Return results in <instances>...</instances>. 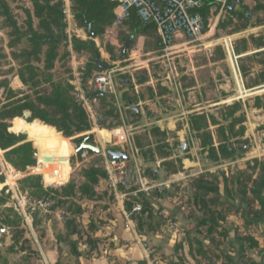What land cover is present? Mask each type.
I'll return each mask as SVG.
<instances>
[{"label": "rangeland", "instance_id": "374dc122", "mask_svg": "<svg viewBox=\"0 0 264 264\" xmlns=\"http://www.w3.org/2000/svg\"><path fill=\"white\" fill-rule=\"evenodd\" d=\"M216 1L220 6L211 7L207 17V26L217 24L212 37L223 38L252 22L264 21V0H240L238 4L236 0ZM258 4L262 8L256 9ZM231 5H235L236 15L228 11ZM70 6L73 12L72 1ZM32 7L31 0H0V122L13 124L28 141L33 140L28 133L32 132L39 141V146L35 141L34 144L42 157L35 166L20 172L8 161V149H0V176L3 177L0 183V264H80L78 255L90 253L81 247L83 243L94 250L93 258L104 255L105 249L113 246L107 242L108 237L92 236L95 229L101 230L107 223L103 220L107 204L117 202L109 192L111 188L101 179L104 189L99 190L98 200L79 199L80 190L91 187L85 172L99 167L109 148L128 153L132 165L150 181L154 180L153 183H165L160 190L153 188L149 193L146 211L150 215L130 213L133 221L126 227L142 236L146 256L128 264H264V205L259 204L251 192L260 165L264 166V156L256 159L257 163L254 161L242 168L238 162L225 165V162L213 161L216 150L209 146L214 140L207 118H200L202 114L196 112L190 114L191 110L199 111L203 104L202 86L193 93L189 90L195 85V76L201 84L202 66L219 54L225 58V52L219 48L216 52L214 48L209 51L202 35L196 41L176 39L174 47L163 51L155 29L134 32L130 18L119 21L113 10L112 24L93 38L99 52L98 68L87 74L86 63L93 59L86 52L76 53L71 46L72 36L86 39V32L77 26L73 14L69 17L61 7L67 40L58 46L53 68L46 70L43 65L46 46L42 48L40 60L33 59L30 66H24L19 62L23 57L15 61L12 52L31 48L26 37L27 10L31 12L34 29L43 32ZM8 16L15 20L22 36L14 33ZM17 39L11 46L10 42ZM222 41L219 39L218 43L222 45ZM104 71L112 72L116 95L104 93L100 98L92 97L91 110L82 106L88 116L89 130L66 136L37 119L27 122V111L21 117L8 116L9 106L22 99L37 102V93L50 95L54 87L61 89L69 109L73 110L81 104L75 88L80 87L87 96L97 93L88 81ZM21 73L27 82L22 81ZM210 97L213 96L210 94ZM196 103L199 107L193 108ZM39 105L49 119L61 122L59 106ZM151 106L158 114L171 113L177 127L182 129L181 134L161 132L148 121H142V115L146 119L152 117ZM133 109H138L139 114H134ZM216 112L220 117L219 111ZM34 122L44 128L24 126ZM227 123L228 129L234 127L236 121L232 119ZM263 130V125L257 127L262 139ZM215 137L218 141L223 139L218 129ZM84 138L101 148V152L91 150L82 158L76 148ZM225 141L235 152L237 146L248 143L241 139ZM180 142L187 144L185 151L179 149ZM34 144L32 141L33 147ZM61 151L65 160L57 158ZM165 151L168 157L165 162H159L158 156H163ZM205 154L209 161L201 159L195 168H183L184 155L192 160ZM239 154L232 160H237ZM10 158L16 159L17 155L12 154ZM46 160L50 161L47 165ZM151 170L161 171L162 176L154 177ZM173 172L176 176L169 177ZM35 182H39L44 193L38 192ZM118 190L124 193L121 200L126 210L140 202V193L133 194L122 186ZM67 194L69 197L65 196ZM59 196L65 197L64 200ZM48 199L51 204L45 205ZM83 208L88 212L81 215L78 211ZM128 239L127 242L131 240ZM124 261L127 264L128 261Z\"/></svg>", "mask_w": 264, "mask_h": 264}, {"label": "crops", "instance_id": "0c3cea01", "mask_svg": "<svg viewBox=\"0 0 264 264\" xmlns=\"http://www.w3.org/2000/svg\"><path fill=\"white\" fill-rule=\"evenodd\" d=\"M62 1L63 10H66L69 14L68 16L71 17V0ZM236 4H238L237 0ZM216 26L210 24L204 34H202V38L206 41L205 45L209 48V51H212V48H214L213 52H216V49L219 48L220 50L222 49L226 55L224 58V56H220L219 54L217 57L215 56V60H210L208 64L202 66L201 84H199L198 78L195 76V85L189 88V90H191L190 92L193 93L201 85L203 89L202 92L206 97L203 95V104L199 111L191 110L190 114L196 112V114H202L207 118L209 123L208 130H210L211 137L214 140L209 146L216 150L213 161L225 162V165L236 164L238 162L239 167L242 168L246 167L248 164L252 165L254 161L256 162V159H261V157L264 156V138L262 139V137H259L257 132V127L261 125L264 126V21L254 24L252 22L242 27L240 30L232 31V33L230 32L223 38L212 37L216 34ZM85 35L88 38L87 34ZM219 39L223 40L222 45L218 43ZM224 40L232 41L234 54L237 57L236 61L240 77L235 73L234 61L227 55L223 43ZM210 94L213 97H210ZM199 105V103H196L192 107L194 108V106H196L198 108ZM232 105L236 107L233 114L230 115L228 112L231 110L230 107ZM149 110L152 117L146 119V116L141 113L142 121H148V124L153 125L161 132H166L167 134L175 133L176 135L181 134L182 129L177 127V120L174 119L171 113L166 114L161 112L158 114L153 106H151ZM216 111H219L220 117ZM221 111H223V115ZM238 116L241 117V120L237 119ZM232 119H235L236 123L234 127L227 129L225 124H228L227 122L231 123ZM187 124V128L190 129L189 123ZM240 125L242 127H239ZM217 129L218 132L223 135L221 141H218L215 137ZM230 131L231 134L229 133ZM262 136H264V130ZM226 139L248 140V143L237 146V148L244 147L242 150H236L237 152L232 149L233 155L227 158L222 155L218 146L220 144H225ZM190 152H193L191 148ZM239 152L240 157L235 161L232 160ZM184 156L185 157L182 158V163L184 164L183 168L191 167L193 169L197 164L201 163V159L209 161V157L206 154L202 158L197 155L193 157L192 160L186 157V155ZM158 159L159 162H164L166 160L161 156H158ZM227 161L228 163H226ZM156 174L162 176L161 171H154L155 177ZM174 176H176V174L172 173L169 177ZM104 184L111 188L109 192L115 197L117 202L107 204V207L103 210L106 212L103 220L107 221V223H104L105 226L103 229H95L92 236L95 238H99L100 236L108 237L107 242L113 246L111 248L107 247L103 253L104 255L93 258L92 254L94 250L90 249L87 243H83L81 247L86 248V251L90 253L85 254L81 252L77 257L79 260L78 262H80V264H126L124 261L126 260L128 261L127 264L129 261L135 263L136 260L144 258L146 253H144V249L142 248V236L134 229H131L132 231L130 232V229L126 227V225L129 226L133 221L131 220L132 218L130 219L132 207L128 211L122 204L121 197L124 193L118 190L119 186L114 189L107 180H105ZM104 184L100 181L99 184L93 187L96 193L95 199L88 200L86 198H81L80 200H98L99 190L104 189ZM98 185L101 186L99 187ZM87 212L88 211L83 208L80 214L84 215ZM126 238H130L131 240L128 239L130 241L127 242ZM107 242L104 243V246H107ZM79 249L81 250L80 247Z\"/></svg>", "mask_w": 264, "mask_h": 264}, {"label": "trees", "instance_id": "16d2710c", "mask_svg": "<svg viewBox=\"0 0 264 264\" xmlns=\"http://www.w3.org/2000/svg\"><path fill=\"white\" fill-rule=\"evenodd\" d=\"M72 1V14L76 19L77 26L82 28L88 38L82 39L77 36L71 37V46L72 49L76 53L86 52L93 59L91 62L86 63L87 74L93 68H98L97 59L99 57V52L97 50L96 44L93 38L102 34L107 27L112 24L114 19L113 10L117 6L115 1L111 0H71ZM31 4L33 5V14L35 17L39 19L40 27L43 29V32H39L34 29L32 24V16L29 10L27 13V24H28V33H26V37L31 43V48L27 50H22L20 53L12 52V57L15 61L19 60L23 57L22 61L19 60L20 64L24 66L28 65L29 62L33 59L40 60V54L42 52V48L44 46L47 47L44 62V68L46 70H51L54 66V62L57 59L58 51L57 48L62 42H66L67 36H65L66 22L64 21V14L62 12L63 1L62 0H31ZM219 7L220 3L216 0H204V5L200 9V13L202 14L205 21V28H207V17L209 16V10L211 7ZM262 6L258 4L256 9H260ZM228 11L232 15H236L237 13L233 9H228ZM7 13V12H5ZM9 22H11V26L18 36H22L19 28L15 22L12 20L10 16L7 17ZM131 27L134 32H142L145 29L153 28L152 25L144 26L140 22L139 18L132 13L130 17ZM141 25V28L138 29V26ZM245 27V26H243ZM205 30V29H204ZM206 31V30H205ZM17 36V37H18ZM20 38V37H19ZM18 39L15 41H11L10 45H14L17 43ZM30 68V67H29ZM23 82H27L23 73L20 74ZM97 96L98 98L104 96L103 93H94L88 95V97L92 98ZM37 102L22 99L18 103L11 105L8 107V116L9 117H21L26 111L29 113V117L27 118V122L32 123L35 119L41 121L45 126L54 127L58 132H62L66 136H70L74 133H79L85 130L90 129V125L88 123V116L83 109L82 105H76L73 110H70V105L67 103L64 93L61 91L59 87H54L50 95H36ZM130 102V101H128ZM39 104H44L46 106H59L60 112L62 113L61 122L58 124L55 121H52L48 118L45 110L40 107ZM235 105L230 107V111L228 114L232 115L235 109ZM134 114H139L136 109L132 110ZM200 116V115H199ZM203 115L200 117L202 118ZM204 118V117H203ZM27 127H43L38 123H33L31 125H24ZM44 128V127H43ZM60 132V133H61ZM30 137L29 139H33L39 146V141L32 134V132H28ZM61 133V134H62ZM212 144V142H211ZM210 144V145H211ZM219 150L222 155L225 157H230L233 155L232 153V145L228 144H220ZM35 147V150H34ZM32 145L31 141H27L25 136L20 133V131L13 125H9L6 122H0V149L6 150V156L8 161L15 166V168L23 172L28 167L35 166L39 159L42 160L40 156L39 150H37L36 145ZM40 148V147H39ZM213 148V147H212ZM37 150V151H36ZM16 154V159H11L10 155ZM39 156V158H38ZM167 158L168 155L166 151L164 155L161 156ZM58 160H65V154L62 151L58 154ZM49 160V159H48ZM46 160L45 164L47 165L49 162ZM165 162V161H164ZM257 163V161H256ZM175 173V172H173ZM151 174L155 177L154 171L151 170ZM85 178L88 182L91 183V187L85 186L80 190L79 199L86 198L88 200L95 199L96 193L94 191V186L99 184L101 179L107 180L108 176L106 172L100 167L96 169H89L85 172ZM39 176H36V179ZM3 177L0 176V183H3ZM255 187L252 189V194L256 201L259 204L264 205V166L260 165L259 174L253 180ZM38 188L39 193H44V189L41 187L39 182H35V185ZM141 194V199H139V203L142 205V210L139 215H150V212L146 211L147 205H149L148 196ZM69 197V194L65 195ZM60 197V200H64ZM99 198V197H97ZM59 200V201H60ZM130 210V208L128 209ZM83 210H79L78 213H81ZM143 224V223H142ZM145 224V223H144ZM147 224V223H146ZM221 231L226 232V229L219 227Z\"/></svg>", "mask_w": 264, "mask_h": 264}, {"label": "built area", "instance_id": "2783aa9c", "mask_svg": "<svg viewBox=\"0 0 264 264\" xmlns=\"http://www.w3.org/2000/svg\"><path fill=\"white\" fill-rule=\"evenodd\" d=\"M97 1V0H95ZM117 3L115 9L116 18L119 21L127 20L134 12L144 26L152 25L158 34L162 50L168 51L176 45L175 40L196 41L205 29V21L200 13L204 5V0H111ZM68 14L66 10H63ZM224 47L227 55L235 63V73L240 77L237 65V57L234 54L231 40H224ZM112 72L104 71L93 76L88 84L97 93H111L116 95L114 90ZM77 100L83 107L92 109L91 98L81 88H75ZM0 90V97L2 96ZM82 158L86 157L88 150L79 152ZM128 154V153H127ZM110 159L105 154L100 161V167L106 172L107 181L112 188L122 186L124 189L132 190L133 194L144 193L149 196L154 188L160 190L165 183H153L148 180L144 173L136 166L132 165V157ZM45 205H50L51 201H45ZM142 210V205L136 202L132 205L131 213L138 214Z\"/></svg>", "mask_w": 264, "mask_h": 264}, {"label": "water", "instance_id": "95a60500", "mask_svg": "<svg viewBox=\"0 0 264 264\" xmlns=\"http://www.w3.org/2000/svg\"><path fill=\"white\" fill-rule=\"evenodd\" d=\"M237 3H239V0H237ZM231 9L234 8V5L230 6ZM137 111L139 112V110L137 109ZM187 144L185 142H180V150L181 151H185ZM244 149V147H238L237 150H242ZM82 150H88L94 152V153H99L101 152V148L92 145L90 143L87 142V138H84L80 143L79 146L76 148V153H79ZM105 155L110 158V159H122V160H126L129 158L128 154L126 152H124L121 149H106L105 151Z\"/></svg>", "mask_w": 264, "mask_h": 264}]
</instances>
